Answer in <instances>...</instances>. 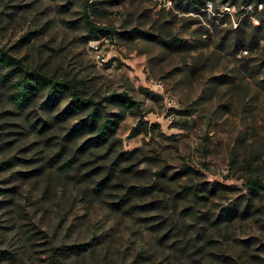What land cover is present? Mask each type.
Segmentation results:
<instances>
[{
    "label": "rangeland",
    "instance_id": "1",
    "mask_svg": "<svg viewBox=\"0 0 264 264\" xmlns=\"http://www.w3.org/2000/svg\"><path fill=\"white\" fill-rule=\"evenodd\" d=\"M189 2L92 0L112 32L91 38L84 0H0L1 47L86 97L140 105L76 153L92 136L68 141L84 119H57L71 98L22 111L0 78V264H49L79 244L63 264H264V191L246 187L264 181V26L242 0ZM141 123L150 132L133 136Z\"/></svg>",
    "mask_w": 264,
    "mask_h": 264
},
{
    "label": "trees",
    "instance_id": "2",
    "mask_svg": "<svg viewBox=\"0 0 264 264\" xmlns=\"http://www.w3.org/2000/svg\"><path fill=\"white\" fill-rule=\"evenodd\" d=\"M92 0H84V21L88 30L89 37L95 38L104 36L112 32L111 29L95 25L90 17L91 11H95V7L90 3ZM214 1V0H209ZM260 1V0H259ZM248 0H242V5L247 4ZM222 3L228 4V0H222ZM188 6L191 8L188 11H197L199 7L206 6V0H190ZM264 15V14H263ZM257 19L264 23V17L257 15ZM261 30V27L255 30ZM255 35V32H253ZM27 35L23 39L29 40ZM242 44H245V40ZM241 44V45H242ZM239 46V41L236 43ZM243 46V45H242ZM0 78L2 85L9 91V95L13 103L22 111H28L34 104L37 98L46 96V101L42 103L44 110L53 112L54 107L59 101L65 97L71 98L69 107L64 110L57 119L63 120L71 114H78L84 116L78 124L68 129V141L75 140L84 134H90L92 138L78 148L76 153H84L95 143L109 142L116 134L117 127L122 119H124L126 112L140 111V105L133 101L128 94L113 93L110 96L96 100L92 97H86L82 90V82L76 79L58 78L52 76L45 71L29 67L21 59H18L10 53L9 50L0 46ZM109 107H115L118 112L111 114L107 110ZM48 127L49 122L43 120L35 121V128L40 126ZM156 126H151V128ZM142 132L149 133L150 126L148 123H141L139 127L133 130V136ZM56 157H60V154ZM123 156L119 155L118 161ZM73 159L65 163L68 167ZM118 163H116L117 165ZM107 181L98 183L97 190H103L107 187ZM249 193L253 196H260L264 191V181L261 179L249 180L246 184ZM183 191L191 192L198 196L200 188H193L191 186L184 187ZM225 216L230 217L232 212L225 211ZM86 248V244L65 246V248H52L49 256V264H63V250L80 252Z\"/></svg>",
    "mask_w": 264,
    "mask_h": 264
},
{
    "label": "built area",
    "instance_id": "3",
    "mask_svg": "<svg viewBox=\"0 0 264 264\" xmlns=\"http://www.w3.org/2000/svg\"><path fill=\"white\" fill-rule=\"evenodd\" d=\"M227 11H230V7L226 8ZM264 0H248L247 4L242 5L240 8V13L242 17L247 16L250 12H253L256 15H260L264 11ZM263 11V12H262ZM256 23L264 26V23H260L261 21L256 18Z\"/></svg>",
    "mask_w": 264,
    "mask_h": 264
}]
</instances>
